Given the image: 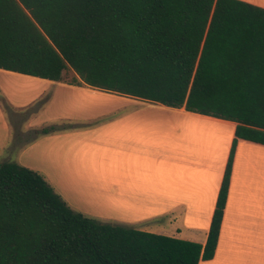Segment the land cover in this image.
Returning a JSON list of instances; mask_svg holds the SVG:
<instances>
[{"label":"trees","instance_id":"1","mask_svg":"<svg viewBox=\"0 0 264 264\" xmlns=\"http://www.w3.org/2000/svg\"><path fill=\"white\" fill-rule=\"evenodd\" d=\"M0 69L55 82L71 70V84L234 122L236 139L264 145V10L238 0H0ZM236 143L205 245L75 212L39 173L1 164L0 264L213 259Z\"/></svg>","mask_w":264,"mask_h":264},{"label":"crops","instance_id":"2","mask_svg":"<svg viewBox=\"0 0 264 264\" xmlns=\"http://www.w3.org/2000/svg\"><path fill=\"white\" fill-rule=\"evenodd\" d=\"M144 102L0 69V165L39 173L75 212L205 245L237 140L218 246L200 264H264V145L236 139L234 122Z\"/></svg>","mask_w":264,"mask_h":264},{"label":"rangeland","instance_id":"3","mask_svg":"<svg viewBox=\"0 0 264 264\" xmlns=\"http://www.w3.org/2000/svg\"><path fill=\"white\" fill-rule=\"evenodd\" d=\"M74 77H75V76H73V72H72L71 70H69V71L66 72L65 80H66L67 82H71L72 79H73ZM136 106H137V107H142V109H147V110H148V102H146V103L144 102V103H142V104L137 103ZM14 128H15L16 131H17V126H16V125H14ZM144 228H148V225L144 226Z\"/></svg>","mask_w":264,"mask_h":264}]
</instances>
